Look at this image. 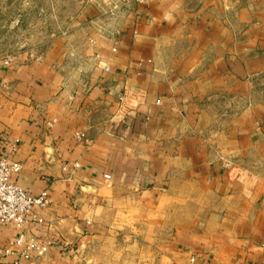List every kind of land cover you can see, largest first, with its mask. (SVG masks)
Wrapping results in <instances>:
<instances>
[{
  "label": "crops",
  "instance_id": "obj_1",
  "mask_svg": "<svg viewBox=\"0 0 264 264\" xmlns=\"http://www.w3.org/2000/svg\"><path fill=\"white\" fill-rule=\"evenodd\" d=\"M40 42L0 61V156L44 224L0 225V264L120 230L133 264H264V0H51ZM21 231L54 243L3 254Z\"/></svg>",
  "mask_w": 264,
  "mask_h": 264
},
{
  "label": "rangeland",
  "instance_id": "obj_2",
  "mask_svg": "<svg viewBox=\"0 0 264 264\" xmlns=\"http://www.w3.org/2000/svg\"><path fill=\"white\" fill-rule=\"evenodd\" d=\"M51 34V0H0V61L13 60L18 54L39 55L48 47L41 40ZM212 160V159H211ZM221 159L223 169L229 177L239 176V159ZM246 161V159H244ZM251 159L245 165L250 167ZM212 163V161H210ZM241 167V166H240ZM244 169V167L242 166ZM155 225V224H153ZM160 227L153 228V247L160 246ZM143 230V228H140ZM127 234L120 230L118 241L113 239L99 240L93 245V253L82 257L75 252L71 264H133L135 253L128 248ZM143 258L144 255L137 254ZM147 257V255H146ZM152 263L158 264L161 255L153 252Z\"/></svg>",
  "mask_w": 264,
  "mask_h": 264
},
{
  "label": "built area",
  "instance_id": "obj_3",
  "mask_svg": "<svg viewBox=\"0 0 264 264\" xmlns=\"http://www.w3.org/2000/svg\"><path fill=\"white\" fill-rule=\"evenodd\" d=\"M89 2L93 0H88ZM10 61L5 60L7 65ZM74 163L73 167H78ZM17 163L9 162L7 157L0 156V225H14L24 227L27 225H43L44 221L33 213L36 205L46 202L45 193L39 198L28 196L20 185L13 181V176L19 172ZM108 178V175L104 176ZM31 233L21 231L10 243L2 248L5 255L19 254L24 257H33L45 253L54 243V240L42 244Z\"/></svg>",
  "mask_w": 264,
  "mask_h": 264
}]
</instances>
